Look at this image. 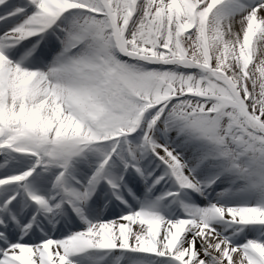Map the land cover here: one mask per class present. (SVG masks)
I'll return each instance as SVG.
<instances>
[{"label": "snow or ice", "instance_id": "snow-or-ice-1", "mask_svg": "<svg viewBox=\"0 0 264 264\" xmlns=\"http://www.w3.org/2000/svg\"><path fill=\"white\" fill-rule=\"evenodd\" d=\"M0 264H264V0H0Z\"/></svg>", "mask_w": 264, "mask_h": 264}, {"label": "rangeland", "instance_id": "rangeland-1", "mask_svg": "<svg viewBox=\"0 0 264 264\" xmlns=\"http://www.w3.org/2000/svg\"><path fill=\"white\" fill-rule=\"evenodd\" d=\"M254 64L256 63V61L254 60V62H253ZM250 67H252V65H250Z\"/></svg>", "mask_w": 264, "mask_h": 264}]
</instances>
